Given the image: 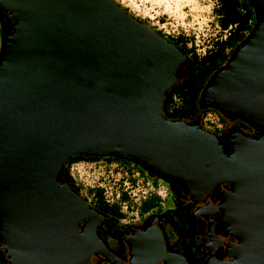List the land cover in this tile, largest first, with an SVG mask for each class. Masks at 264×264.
Instances as JSON below:
<instances>
[{
    "label": "water",
    "instance_id": "water-1",
    "mask_svg": "<svg viewBox=\"0 0 264 264\" xmlns=\"http://www.w3.org/2000/svg\"><path fill=\"white\" fill-rule=\"evenodd\" d=\"M246 1L255 25L199 95V108L254 132L235 133L223 151L198 119L164 118L163 94L185 58L113 0H0L9 21L0 32V262L89 264L101 254L99 213L62 178L64 162L82 156L180 180L196 200L229 186L219 198L236 243L230 260L206 264H264V0ZM149 237L128 264L171 261Z\"/></svg>",
    "mask_w": 264,
    "mask_h": 264
},
{
    "label": "flooded vegetation",
    "instance_id": "flooded-vegetation-1",
    "mask_svg": "<svg viewBox=\"0 0 264 264\" xmlns=\"http://www.w3.org/2000/svg\"><path fill=\"white\" fill-rule=\"evenodd\" d=\"M8 24L9 21L2 17L0 32L5 34ZM235 133L244 137H252L254 134L253 130L244 133L233 125L222 128L217 136L220 137L223 151L227 147L228 135L234 136ZM165 184L170 200L168 208L140 218L134 224L122 223L119 217H114L101 208L94 209L99 216L93 236L102 251L101 254L91 256L89 264H128L126 241L144 232L154 235L166 254L181 258L185 264H206L209 261L229 260L225 257V248L235 241L227 234L221 222L220 212L216 209L218 204L216 196H220L222 192L228 193V186L221 185L213 188L197 203H192L185 197V192L180 185H177L178 183ZM80 227L81 224H78L77 228ZM0 264L3 263L0 262Z\"/></svg>",
    "mask_w": 264,
    "mask_h": 264
},
{
    "label": "rangeland",
    "instance_id": "rangeland-1",
    "mask_svg": "<svg viewBox=\"0 0 264 264\" xmlns=\"http://www.w3.org/2000/svg\"><path fill=\"white\" fill-rule=\"evenodd\" d=\"M122 9H125L128 14L139 22L145 24L153 32H159L161 36L174 40L178 36L186 39V48H190L193 53L201 57L206 51L212 49L215 40H223L227 36V32H223L218 27L217 15L215 9L218 6L217 0H113ZM246 3V2H245ZM247 4V3H246ZM254 15V13H253ZM252 15V16H253ZM253 22L250 17L246 22L247 26ZM249 23V24H248ZM163 25L164 28H159ZM251 30V29H250ZM245 32L241 37L232 36L231 43L224 52L214 53L207 61L211 64L203 68L197 77L192 80L191 88L193 90V104H197L199 93L204 85L207 83L213 73H215L225 62L229 59L232 51L236 48L243 39L246 38L248 33ZM235 31V30H234ZM242 38V39H241ZM234 40V41H233ZM234 43H233V42ZM1 45V39H0ZM236 45V46H235ZM195 72L188 67L180 72L181 75L186 76L188 73ZM196 73V72H195ZM180 81V80H179ZM178 81V82H179ZM200 89L199 92H197ZM176 104L178 102H175ZM165 112L167 114H165ZM164 114L166 119L174 120L179 118H169L168 112L165 110ZM214 112V111H213ZM216 113V112H215ZM217 114V113H216ZM180 120H185L186 123L193 121L195 118L190 113H183ZM223 128L229 125L237 126L242 132L247 133L252 128L245 122L239 119L228 121L218 115ZM190 117V118H189ZM208 120L200 121V128L206 132L212 131L215 123V114L206 116ZM189 119V120H188ZM212 121V122H211ZM211 122V123H210ZM211 133V132H210ZM227 135V134H226ZM143 175L147 181L151 182L152 178L147 176L145 172ZM155 185L159 186L165 193V197L150 198L143 203L140 210V218L151 214L160 212L168 208L170 204L168 196V188L166 184L157 179L154 181ZM176 185V181H172ZM139 218V219H140Z\"/></svg>",
    "mask_w": 264,
    "mask_h": 264
},
{
    "label": "trees",
    "instance_id": "trees-1",
    "mask_svg": "<svg viewBox=\"0 0 264 264\" xmlns=\"http://www.w3.org/2000/svg\"><path fill=\"white\" fill-rule=\"evenodd\" d=\"M246 0H217L218 6L215 9V14L217 17L218 27L221 31L227 30V36L223 40H215L212 49L206 51L201 57L196 56L193 51L190 48H186V39L182 36H178L174 40L168 39L167 37H163L160 35L159 32H155L160 38L164 39L166 42L171 44L174 48H176L185 58V64L183 65L181 71L184 69V67H188L191 70H195V72H189L186 76L184 74L181 75V73L178 74L177 81L171 85V87L164 92L163 98H162V114L164 118H166L165 110L168 112L169 118H179L174 120H180L181 117H183V113H190L191 116H194L195 118L193 121L195 122L196 119H198V123L200 124V121L204 119L209 114H215L217 124L220 125L219 128H212L211 133L215 135H219V133L222 131V123L220 122L218 115H220L216 110L211 108H199V98L196 101L197 104H193V90L191 88L192 80L197 77V75L201 72L200 70H203V68L208 67V65L211 64L208 63V59L217 52H224L226 49H228L232 36L241 37L245 32H248L250 29L253 28L255 25V13L253 9L250 7V5L247 3ZM125 12H127L125 9H123ZM254 13V15H253ZM253 15V16H252ZM253 19V22L247 26L246 22L249 18ZM1 20V17H0ZM230 27V28H229ZM235 30V31H234ZM251 31V30H250ZM242 39V38H241ZM244 40V39H243ZM242 40V41H243ZM234 41V40H233ZM232 41V42H233ZM234 43V42H233ZM240 44V43H239ZM236 46V45H235ZM238 45L236 46V48ZM235 48V49H236ZM234 49V50H235ZM220 69V68H219ZM180 80V81H179ZM179 81V82H178ZM205 86V85H204ZM202 90V89H201ZM200 89L197 91L199 92ZM201 92V91H200ZM200 95V93H199ZM175 102H178L177 104ZM214 111V112H213ZM165 112V114H164ZM217 114H216V113ZM190 118V117H189ZM169 120V119H168ZM189 120V119H188ZM184 121V120H181ZM186 122V121H184ZM187 122V123H190ZM237 127V126H236ZM238 128V127H237ZM239 129V128H238ZM98 158H105L108 161H116L119 165L124 167H132L139 171L140 175H143L145 172L140 167H138L136 164L116 159L114 157H82V156H73L67 159L62 167V178L67 182L68 186L78 195L79 193V187H76L72 180L69 178L66 170V166L73 161L78 160H94ZM146 174V172H145ZM147 175V174H146ZM148 176V175H147ZM144 178H146L144 176ZM152 181L151 183L155 185V180L158 178L151 177ZM160 180V179H159ZM87 193H91L93 196L92 203H90V207L93 209L101 208L105 210L107 213L114 217L121 218V214L119 213V208L117 205H108L103 201L102 198V192L99 189H88ZM158 198L155 195H151L146 200H144L140 206H139V214L140 210L143 206V203L146 202L150 198ZM126 197L123 195L121 197V200H125ZM84 201V199H83Z\"/></svg>",
    "mask_w": 264,
    "mask_h": 264
},
{
    "label": "built area",
    "instance_id": "built-area-1",
    "mask_svg": "<svg viewBox=\"0 0 264 264\" xmlns=\"http://www.w3.org/2000/svg\"><path fill=\"white\" fill-rule=\"evenodd\" d=\"M159 28L164 27L161 25ZM204 120L206 122L208 119ZM219 127L215 119L213 128ZM66 170L74 185L79 187L78 196L84 199L88 206L92 203L93 196L87 193V190L99 189L105 203L118 206L120 222L125 224L138 222L139 206L148 197L151 195L165 197L164 191L147 181L137 169L121 166L116 161H108L105 158L73 161L66 166ZM123 195L126 197L125 200H121Z\"/></svg>",
    "mask_w": 264,
    "mask_h": 264
},
{
    "label": "bare ground",
    "instance_id": "bare-ground-1",
    "mask_svg": "<svg viewBox=\"0 0 264 264\" xmlns=\"http://www.w3.org/2000/svg\"><path fill=\"white\" fill-rule=\"evenodd\" d=\"M228 137H229V139H228V141H227V145L229 144V148H230V146H231V144H232V137L233 136H231V135H228ZM178 184L177 185H180L181 186V188L184 190V192H185V197L186 198H188L192 203H197L199 200H197L196 201V197H197V194H196V192L194 191V190H192V189H189L182 181H180V180H175ZM228 188H229V186H228ZM174 192H175V196H177L178 197V195H177V193H176V191L175 190H173ZM228 193H230V188H229V192ZM228 193H225L224 195L225 196H227L228 195ZM216 200L218 201V204H217V206H216V209H218L219 210V212H220V218H221V222L224 224V226H225V230H226V232H227V234L235 241L234 243H231V244H235L236 243V238H235V236L231 233V232H229L228 231V223L226 224V221L225 220H227L226 219V214H225V212H224V209L222 208V206H221V198H219V196L217 197L216 196ZM150 234L149 233H147V232H144V233H142V235H140V234H137V236H132V238H130L129 240H128V245L127 246H130L128 249H129V260H130V258H131V255H133L132 253H133V249H134V247H137V245H138V241L140 240V242L141 241H145V240H148L150 237ZM138 237H142V238H138ZM151 239H152V237H151ZM150 241H152V240H150ZM127 242V241H126ZM139 246V245H138ZM130 248H131V251L132 252H130ZM227 248H228V246H226V248H225V254H226V250H227ZM231 248V247H230ZM131 253V254H130ZM170 257L169 258V260H171V261H169L168 262V264H179V263H177V259L175 258V255H166V257ZM225 257L226 258H228L226 255H225ZM229 260H230V258H228ZM174 260H176V263H175V261ZM129 263V262H128ZM165 262H164V260H162V262H159V264H164ZM185 264V263H184ZM222 264V263H221Z\"/></svg>",
    "mask_w": 264,
    "mask_h": 264
},
{
    "label": "crops",
    "instance_id": "crops-1",
    "mask_svg": "<svg viewBox=\"0 0 264 264\" xmlns=\"http://www.w3.org/2000/svg\"><path fill=\"white\" fill-rule=\"evenodd\" d=\"M216 17H218V16H216Z\"/></svg>",
    "mask_w": 264,
    "mask_h": 264
}]
</instances>
